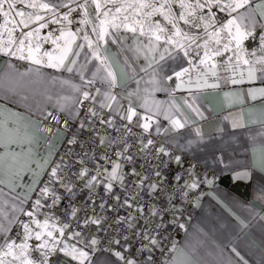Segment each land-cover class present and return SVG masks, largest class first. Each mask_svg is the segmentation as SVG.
Here are the masks:
<instances>
[{"label": "crops", "instance_id": "crops-1", "mask_svg": "<svg viewBox=\"0 0 264 264\" xmlns=\"http://www.w3.org/2000/svg\"><path fill=\"white\" fill-rule=\"evenodd\" d=\"M31 2L59 4L61 0H16V6L25 14L38 13L42 17L37 21L33 16L28 27H22L23 32H33L29 39L33 48L39 45L42 59H48L44 52L55 58L70 47L64 63L73 71L48 67L46 63L33 64L0 52V253L6 252V245L13 241L17 245L27 242L30 258L38 260L40 250L36 246L48 239L50 246L55 244L58 250L48 258L49 264H79L59 249L83 248L71 239H63L62 228L53 218H36L30 200L64 138L63 132L57 131L46 143L40 131L41 120L50 110L75 118L79 103L85 99L83 92L87 91L88 100L120 118L128 120V110L134 109L141 114L143 124L149 123L147 131L163 136L175 155L188 156L217 176L205 180L206 191L196 200L195 211L164 264H264V135H260L264 132V79L249 80L246 73L243 79L240 76L244 58L264 54V0H249L235 11L226 7L230 0H221L219 8L225 10L217 11L221 20L216 21L213 31L234 20L228 25L233 36L237 35V26L247 35L239 50L233 40L229 51L223 52L222 46L230 37L227 29L220 32L222 54L212 58L217 65L215 76L200 63L203 47H189L190 41L174 37L188 50L185 56L175 44L165 42L171 35L157 32L154 19L143 15L151 9H143L136 16L140 24L129 16L125 22L128 27L105 25L107 33L99 39L100 20L96 19L94 4H89V15L85 16L84 9L77 7L84 0H64L67 6L54 12L29 8ZM100 2L104 4L105 0ZM115 2L126 6L137 0ZM161 3L154 4L159 7ZM112 7L108 3L100 11ZM69 9L71 14L65 20L63 16ZM131 12L127 9L117 15L122 20ZM155 14L162 23L163 15ZM40 24L45 27L40 28ZM94 25L97 32L93 31ZM131 27L137 29L135 33ZM153 33L161 39L156 41ZM206 38L204 35L199 43L203 45ZM212 46L214 41L210 42ZM237 51L239 66L234 55ZM72 60L76 63L70 64ZM178 72L182 73L179 77ZM172 119H179L185 126L174 127ZM116 171L115 179L109 175V184L118 181V168ZM45 219L55 239L45 235L37 241L35 233L41 229L35 221L43 224ZM25 224L31 230L27 240ZM89 258L91 264H125L124 259L107 251L89 253ZM3 259L7 264L12 257Z\"/></svg>", "mask_w": 264, "mask_h": 264}, {"label": "built area", "instance_id": "built-area-1", "mask_svg": "<svg viewBox=\"0 0 264 264\" xmlns=\"http://www.w3.org/2000/svg\"><path fill=\"white\" fill-rule=\"evenodd\" d=\"M142 125L140 113L129 122L88 99L81 100L75 118L50 110L40 122L45 142L57 131L64 138L30 204L36 217L53 218L63 229V239L89 253L120 252L134 264H164L193 215L196 200L206 191L205 180L217 176L190 157L175 155L163 136ZM161 147L164 153L159 152ZM114 165H119L118 181L109 188ZM93 176L96 180L89 185ZM192 183L197 187H189ZM43 188L48 189L46 195ZM151 238L156 239L155 246Z\"/></svg>", "mask_w": 264, "mask_h": 264}, {"label": "snow or ice", "instance_id": "snow-or-ice-1", "mask_svg": "<svg viewBox=\"0 0 264 264\" xmlns=\"http://www.w3.org/2000/svg\"><path fill=\"white\" fill-rule=\"evenodd\" d=\"M206 2L211 5L213 2L216 4L217 7H220V3L221 0H206ZM249 2V0H230V3H228V5L226 6L227 8L231 9L232 11H235L238 8L243 7L245 4H247ZM111 3L113 5L112 8H107L103 13H101V8L105 7L106 4ZM89 4H94L95 5V15H96V19L100 20V31L97 32V26L94 25L93 26V31L97 32L98 38L99 39H103L104 35L107 33V27H105V25H109L114 29H119L122 25L124 27H128V24L125 23L129 20V16L132 17L133 21L135 24H140L141 21L136 19V16L139 15L143 9H151L150 12H144L143 15L144 16H151L154 15L157 12H160L163 16L165 20H168L169 23H171L172 27L175 29V32L171 35V36H167L166 38V43L167 44H175L176 47L180 48L181 50L184 51V55L188 56L189 52L188 50L185 48V45L181 42V40H185V41H190L189 47L194 44L196 46V48H204V52H203V57L200 59V63L205 65L206 69L208 72H210L213 76H215V70H216V63L212 62V58L215 56H220L222 54V50L221 47H219L221 45V37H220V32L224 31L225 29H227L228 31V36L230 37V39L227 41V43H224L222 46L223 52H227L229 51L230 45L232 44V41L235 40L236 41V48L237 50L240 49L241 46V41L244 38L245 35H247V33H242L240 31L239 26H237L236 28V36H233L231 29L228 27V25H231L234 23V20H229L228 21V25L223 26L220 30L217 31H212V32H208V28L211 27L212 24V17L211 15L207 18V23L205 24L204 27V31H205V35H206V39H204V43L203 45H201L198 41L201 39L198 36H189L188 33H182L181 29L179 27H177V20L176 18L171 16V3L170 0H164V3H161L159 5V7L156 6V4L152 3L151 0H137L136 3L133 4H127L125 5H118L116 4L115 0H105V3L102 4L100 2V0H84V2L82 4H78L77 7L83 8L84 12H85V16L89 15V10H88V6ZM180 4L181 7L185 9V12H182L179 16V20H183L185 24H189V23H193L196 20H205L206 18L204 16H196V12L197 9H201L203 7H205L204 3H201L200 0H196L195 4L193 3H186L185 0H180ZM67 5L64 3V0H61V3L59 4H50V3H42L37 5L34 2H31L28 4L29 8H43L46 9L48 11H52L54 12L57 8L59 7H66ZM165 7L168 8V12L165 13L163 10L165 9ZM259 7V5H258ZM127 9H132V12L127 14V15H123L122 20L121 17L118 16L117 14L121 13L122 11L126 12ZM221 11H224L225 8L221 7L220 8ZM72 9H69V12L65 13L63 18L65 20L68 19V16L71 14ZM101 15L104 17V19H100ZM33 16L35 17V20L39 21L42 19V17L38 14V13H27L25 14V12L18 10L17 6H16V0H0V17H2L3 19V23L0 24V52H4L7 55H11L13 57H18L19 59H26V60H30L33 64H37L40 65L42 63H46V66L48 67H55V68H61V67H65V60L67 59V53L68 51H70V47H66L64 49H62V55H60L59 57H53L50 53L48 52H44L43 56L48 57L47 61L45 62L42 57L39 55L40 52V48L39 45H36L35 48H33L32 46V42L31 39H29L30 37L33 36V32L32 31H28V32H23L21 30L20 36L17 39L16 37H14V33L16 32L17 26L18 25H22L24 28H27L29 23H31ZM16 17H20L21 19L19 21L16 20ZM110 17V19H109ZM117 21H120L119 23H117ZM70 22V21H69ZM85 23H87V21H84ZM11 25V27H10ZM198 26V25H197ZM45 27L44 24H40V28ZM153 26H149V30L151 31V28ZM156 31L163 33L164 32V28L160 26L159 23H157L155 26ZM130 30L132 32H136V28L135 27H131ZM141 34H143V26H141ZM7 32V42H4L3 39V35L4 33ZM35 32L38 33L39 29H35ZM62 36L64 35L63 33L61 34ZM155 40L159 41L161 39V36L158 34L153 33ZM174 37H181V40H174ZM59 39V37L57 38ZM85 39L87 40L88 37L85 36ZM27 41V44H26ZM214 41L215 46L210 47V42ZM56 41H53V43H55ZM261 42L262 44H264V37H261ZM59 47V45H57ZM15 47V50H13V48ZM82 47V45H81ZM89 47H91V41H89ZM165 51H167V49H165ZM25 52L27 54H25ZM78 55V53H77ZM234 55L236 56V60H237V66H239V61H240V56L238 51L234 52ZM253 56H255V53H252ZM163 55H161V59H163ZM232 58L229 57V60H231ZM70 64H75L76 61L72 60L69 62ZM243 65L245 66L243 68V70L240 73L241 79L244 78V74H247V77L249 80H255L257 78L260 79H264V54H262L260 57L255 58V59H248V58H244L243 59ZM65 70L68 72H72L73 69L72 67H65ZM182 71L186 72L187 69H183ZM182 73H176L177 77H179ZM259 74V76H258ZM109 76H111V72L108 73ZM83 79V77H82ZM91 81H89L90 83ZM233 83H237V80L233 79L232 81ZM207 83V82H205ZM211 86H216V85H211ZM262 92H264V89L261 90ZM83 96L85 99L89 98V93L87 91L83 92ZM109 99L114 100L115 97H109ZM106 106H111V105H106ZM195 111V109H193ZM129 114L127 115V119L129 120V122H131L132 117L136 114L134 109H129L128 110ZM93 115H95V113H92ZM169 119H171L169 117ZM172 124L174 127L176 128H183L185 126L184 123H181V121L179 119H172ZM235 126V125H234ZM142 127L147 131L150 127L149 123L145 122ZM159 131V129H157ZM199 134V133H198ZM260 135H264V132H261ZM148 145L152 144V141L149 140L147 142ZM145 147H147V145H145ZM160 153H164L165 150L163 147H161L159 149ZM166 154V153H165ZM176 160L179 161L180 157H176ZM117 168H119V165H114L112 172L109 174L111 178L115 179L117 176ZM56 168L52 169V175L56 176ZM86 172V170H85ZM85 172L81 173V176L85 175ZM156 175L159 177L160 176V172H157ZM179 179V177H177V180ZM96 177L93 176L91 177V180L89 181V185H91L92 181H95ZM108 187L110 188L111 185L109 184ZM156 185H152V188L155 189ZM189 187L191 188H196L197 184L196 183H192ZM48 189L47 188H43L41 189V193L42 194H47ZM55 200L53 201V205L55 204ZM40 200L37 199L36 200V205L39 206L40 205ZM127 203V201L125 202ZM155 214V213H154ZM29 215L31 216V213H29ZM35 223L37 224V226L41 229V231H37L35 233V239L37 241H41L42 237H44L45 235L50 238V239H55L53 237V232L51 230H49V223L48 220L45 219L43 224H40L39 221H35ZM85 223L87 224L88 221L86 220ZM92 223H99V221H92ZM2 227V226H0ZM51 227H55L54 225H52ZM64 227H67V225H65ZM181 227H183V225H181ZM25 231L27 233L26 235V240L28 238V236L31 235V230L29 229V225L25 224L24 225ZM61 234H63V229L60 230ZM145 239H149V237L147 235H145L144 237ZM97 243V241L95 239L91 240V244L95 245ZM118 243V242H117ZM150 243L155 246L157 244V241L155 238H151L150 239ZM7 247V251L0 253V264H6L5 260L3 259V257L5 256H11L12 260L7 261V264H14V262H19V264H49V257L51 255H53L57 250L55 244H52L50 246L49 244V240L45 239L43 240L42 243H40L39 245L36 246L37 249L40 250V257L38 260H34L32 258H30V254L28 252V248L29 245L27 244V242L21 243L19 245L15 244V242L13 241L12 243H9L6 245ZM67 247L65 246L64 248L59 249V251H65L67 253V255H70L72 257L73 260H78L79 264H85V261H88V264H91L90 258H89V253L84 251L83 249H76L75 246L71 247L70 251H67ZM115 255L117 257H120L121 259H124V257L121 256L120 252H116ZM149 262L151 260V257L148 258ZM125 264H134L133 261L131 260H126Z\"/></svg>", "mask_w": 264, "mask_h": 264}, {"label": "rangeland", "instance_id": "rangeland-1", "mask_svg": "<svg viewBox=\"0 0 264 264\" xmlns=\"http://www.w3.org/2000/svg\"><path fill=\"white\" fill-rule=\"evenodd\" d=\"M119 1L123 2V0H119ZM156 1H158L159 3L161 1L164 2V0H151V2H154V3ZM185 2L186 3L195 4L196 0H185ZM200 2L204 3L205 7L201 8V9H197L196 16L197 17L204 16L206 19L205 20H196L193 23L185 24L183 20H179L180 14L182 12H185V9L181 7L180 0H170V3H171V16L176 18L177 27H179L181 29L182 33H188L189 36H198V37L201 38L199 41H203V38H204V35H205L204 27H205V24L207 23V18L211 15L212 24H211V27L208 28V32L209 31H213L215 29V27H216V21L221 20L220 17H219V13L218 12H222V11L220 10L219 7L210 6L206 2V0H200ZM163 11L165 13H167L168 12V8L165 7V9ZM156 18H157V20H155ZM160 18H161V16H160ZM150 19L151 20L154 19V22L156 24L159 22L158 20H160L158 18V14L151 15ZM162 19L164 21L162 23L159 22L160 26L163 25L164 26L163 27L164 28V32L169 33V35H172L175 32V29L172 27L171 23H169L168 20L164 19V16H163ZM2 23L3 22H1V19H0V24H2ZM10 27H11V25H10ZM22 27H23L22 25H18L17 26L16 32L14 33V37H16L18 32L22 30ZM3 39H4V42L6 43L7 39H8L7 32L4 33ZM36 218H38V217H36Z\"/></svg>", "mask_w": 264, "mask_h": 264}, {"label": "water", "instance_id": "water-1", "mask_svg": "<svg viewBox=\"0 0 264 264\" xmlns=\"http://www.w3.org/2000/svg\"><path fill=\"white\" fill-rule=\"evenodd\" d=\"M228 178H229V176H224V177H223V179H228Z\"/></svg>", "mask_w": 264, "mask_h": 264}]
</instances>
